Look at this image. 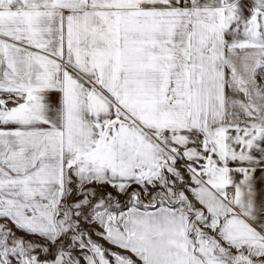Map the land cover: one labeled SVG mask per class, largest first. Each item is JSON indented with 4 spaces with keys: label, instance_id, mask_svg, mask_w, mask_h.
Returning a JSON list of instances; mask_svg holds the SVG:
<instances>
[{
    "label": "snow or ice",
    "instance_id": "1",
    "mask_svg": "<svg viewBox=\"0 0 264 264\" xmlns=\"http://www.w3.org/2000/svg\"><path fill=\"white\" fill-rule=\"evenodd\" d=\"M0 264H264V0H0Z\"/></svg>",
    "mask_w": 264,
    "mask_h": 264
}]
</instances>
